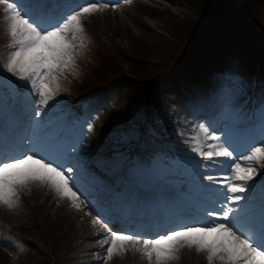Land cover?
I'll list each match as a JSON object with an SVG mask.
<instances>
[{"label": "snow or ice", "instance_id": "1", "mask_svg": "<svg viewBox=\"0 0 264 264\" xmlns=\"http://www.w3.org/2000/svg\"><path fill=\"white\" fill-rule=\"evenodd\" d=\"M108 6L92 0L59 23L46 27L30 15L19 0H0L3 31L9 38L0 53V69L23 82L29 95L36 98V116L41 115L39 109L57 94L60 77L74 67L78 50L84 47L81 18L99 7ZM91 128L89 125V130ZM209 140L212 143H208ZM189 147L203 161L212 164L230 161L225 165L226 174L203 176V180L220 185L225 202L218 210L206 211L209 219L178 224L154 238L108 229L107 238L101 242L104 261L122 256L126 245L134 248L139 245L136 250L148 258L149 264L153 258L155 264H167L179 258L178 252L184 248L205 253L207 264H264V209L256 220L250 218L246 205L241 204L244 199L241 194L256 177L257 166L264 168L261 163L264 162V142L251 146L246 155L236 157L220 135L212 134L201 124L191 135ZM70 171L31 149L20 156L5 158L0 155V205L9 210L17 208L21 204L18 190L39 183L53 190L60 199H67L73 209L85 213V202L66 174ZM240 220H247L248 231L238 226ZM101 223L102 218L93 216L94 227Z\"/></svg>", "mask_w": 264, "mask_h": 264}, {"label": "rangeland", "instance_id": "2", "mask_svg": "<svg viewBox=\"0 0 264 264\" xmlns=\"http://www.w3.org/2000/svg\"><path fill=\"white\" fill-rule=\"evenodd\" d=\"M19 1L25 2L27 0ZM121 2L118 6L99 7L95 11L97 13L87 16L84 20L92 36H96L101 43V47L95 45L97 48L93 50L101 65L90 71L85 79L91 78L92 73L104 69L105 63L119 67L126 78L133 79L132 72L136 75V72L140 74L147 70V72L152 74L150 77L138 81L140 83L144 81L150 82L153 76L161 77L165 75L170 66L181 68L179 64L187 58L189 53V39L191 38L189 32L191 27L200 25V23L205 21L201 10L204 9L202 0L196 2V8L193 7V0H137L134 3L130 0H122ZM236 2V0L232 2V6L235 8L237 7ZM22 5L25 6L26 10L28 9L27 3ZM36 8L34 2V9ZM42 12V9H40L39 13L41 15ZM34 18L39 19L38 16ZM44 20L43 18L42 21ZM4 36L6 34L3 31L2 21H0V39ZM225 45L233 48L235 44L231 43V46H229L225 42ZM183 46L186 47L181 50ZM104 50L106 55L102 57L103 61H101L98 56ZM235 50H238V48H235ZM209 58L210 61L206 64L207 67L212 66L217 61V58L212 57V53ZM178 62L179 64H177ZM128 80L123 87L122 92L124 93L135 90L134 83ZM118 91H116L117 97L120 94ZM114 96L115 94L112 95V98ZM199 96H202V94H199ZM30 97L33 98L34 96L30 95ZM234 97L235 93L233 91L218 89L208 94V99L205 98L202 101L200 99L199 104L206 105L207 109L211 112L213 111V113L217 109L218 113L222 111L228 116L234 105L227 101ZM215 103H217L216 109L214 108ZM44 108H48V106H44ZM262 109H264V104L257 106L256 110L259 112ZM11 110L16 111L17 109L12 107ZM0 115L8 117L9 110H0ZM220 117L222 116L215 115V119ZM53 119L58 122L59 115L56 113ZM195 120H197V123L191 134L201 124L206 125L208 130L210 129L208 124L203 123L206 119L201 121V117H196ZM210 120L207 119V121ZM55 128L56 124L49 127L50 133H53L54 136L52 138L46 137L45 139L47 140L38 143V145H49L54 155L62 156L60 151L64 150V143L56 142L62 141V139L57 138ZM236 128V126L232 128L227 126L222 131L216 130L212 132L220 136H223V133L227 135L231 133L232 137L240 136L239 141L243 147H247L248 144H257L252 134L248 143L247 139L242 136H249V133H252L250 131L251 128L248 131L241 128V135L238 134V129ZM93 138L95 143L100 142L97 141V138ZM262 138L258 142H264ZM207 142L210 143V140ZM146 147L147 150L156 152L154 144L147 143ZM69 152L74 153L70 149ZM247 152L245 150L243 155H246ZM69 155V153H66V156ZM94 164L96 165L97 163L87 159L86 163L82 162L78 165L77 171L71 170L69 176L78 177L80 173H83L85 176L90 174L93 179L97 176L96 172L93 171ZM141 166L142 159L138 156L128 162L122 172L130 180L142 183V181L137 179ZM119 167L114 170H118ZM257 167L258 173L256 177L248 182V188L241 194L244 197L241 204L245 203L247 209L251 206L246 199H254L259 195V189L255 183L264 182V168ZM68 168L71 169L70 167ZM208 168L212 167L208 165ZM90 171L93 172L91 173ZM203 175L204 169H200L196 174V177L201 180L200 182H202L200 177ZM100 179L103 180L104 185L109 186V178L101 177ZM196 187L201 188L200 184ZM18 196L21 204L17 208L9 210L6 206L0 205V229L2 230L0 232H3V238L0 240V264H64L65 261L74 258L78 244L77 238L73 239L69 247L66 245V238L79 228V222H77L78 220L75 218L74 213L71 212L74 209L70 210L68 205L65 204L68 200L60 199L53 190L41 186L39 183L19 189ZM224 202L225 200L222 201V203ZM218 203L222 204L221 202ZM3 223L7 224V226H12L16 233L11 234L3 230ZM185 254L189 256L196 255L200 259L199 264H207L205 253H196L195 250L187 248L179 250V258L174 259V262L185 264L187 258ZM96 256L99 258V255ZM118 257H114L110 261H104L103 256L101 258L102 264H126L127 260L125 258L122 256ZM152 264H155V261H152Z\"/></svg>", "mask_w": 264, "mask_h": 264}, {"label": "trees", "instance_id": "3", "mask_svg": "<svg viewBox=\"0 0 264 264\" xmlns=\"http://www.w3.org/2000/svg\"><path fill=\"white\" fill-rule=\"evenodd\" d=\"M193 1V7L196 8L198 0ZM234 1L202 0L204 9L201 10L205 21L191 27L189 53L185 60L177 63L181 68L170 66L165 75L153 76L150 82H138L152 75L147 70L140 74L136 72V75L132 72L133 79L126 78L119 67L106 63L104 69L92 73L91 78L85 79L90 71L101 65L93 52L97 48L95 45L101 47V43L96 36H92L85 23L81 22L84 28V47L78 50L74 67L60 77L59 91L54 98L61 104L77 108L78 116L81 118L82 107L95 102L104 94L106 87H119L117 104L123 107L125 113L139 119L146 141L159 142L158 138L161 136L168 147L173 145L179 149L181 142L179 137L185 131L181 125H186L191 116L189 109H184L183 103L172 101V91L182 90L183 83L193 88V76H197L199 69L206 65L211 53L216 55L223 52L222 42L237 44L238 54L244 56L246 53L248 63L240 66V72L233 75V81L227 79L218 84L234 86L239 96L247 100L264 101V78L259 79L260 74L264 73V0H236L237 7L233 8L231 2ZM213 37L217 39L214 40ZM5 45L6 41L0 43V49ZM105 55L104 50L98 57L103 61L102 57ZM127 80L134 83L135 90L124 93L122 91ZM9 81L12 87L21 82L15 77L9 78ZM207 87L208 84H203L200 90L205 91ZM245 104L244 101L239 109H246ZM111 115L109 112L108 116ZM75 126L73 123L71 128ZM135 143V140H131V144ZM118 146L125 147L127 144L121 141L118 142ZM177 160L173 162L176 166L185 167Z\"/></svg>", "mask_w": 264, "mask_h": 264}, {"label": "bare ground", "instance_id": "4", "mask_svg": "<svg viewBox=\"0 0 264 264\" xmlns=\"http://www.w3.org/2000/svg\"><path fill=\"white\" fill-rule=\"evenodd\" d=\"M85 206H86V204H85ZM129 206H131V205H129ZM132 207H135V208L142 207V209H143V204L137 202V203L132 204ZM73 213H76L75 210H73ZM79 222H80L79 226L82 227V229L81 230L78 229V230L74 231L70 236H67V238H66L67 247L71 246L74 238H78L80 244H85V240L90 239V236L88 233L85 232V229H88V225L92 226L91 218L89 216H83V218H81V220H79ZM102 235L103 234H100L99 237ZM138 247H139V245H137L136 248L132 247L131 245H126V251L122 255V257L127 260L126 264H149L148 258L136 250ZM181 254H182V252H181ZM185 255H187L185 264H199L200 259L198 256H196V255L189 256L188 254H185ZM88 256H89L88 261H90L91 263L102 264V260L100 258L99 259L93 258V256L91 254H89ZM167 264H179V262H174V259H171V260L167 261Z\"/></svg>", "mask_w": 264, "mask_h": 264}]
</instances>
